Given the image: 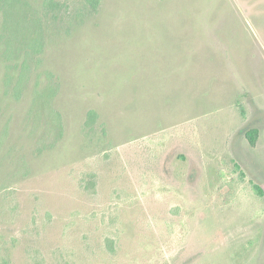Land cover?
Listing matches in <instances>:
<instances>
[{
  "label": "rangeland",
  "instance_id": "374dc122",
  "mask_svg": "<svg viewBox=\"0 0 264 264\" xmlns=\"http://www.w3.org/2000/svg\"><path fill=\"white\" fill-rule=\"evenodd\" d=\"M255 186L264 0H0V264H264Z\"/></svg>",
  "mask_w": 264,
  "mask_h": 264
},
{
  "label": "trees",
  "instance_id": "16d2710c",
  "mask_svg": "<svg viewBox=\"0 0 264 264\" xmlns=\"http://www.w3.org/2000/svg\"><path fill=\"white\" fill-rule=\"evenodd\" d=\"M88 1L92 3L93 8H97L100 0H88ZM246 137H247L250 145H254L256 143V140H257V131L256 130H250V131L246 132ZM254 191L258 196H260V197L264 196V192L262 191V189L260 187L255 186Z\"/></svg>",
  "mask_w": 264,
  "mask_h": 264
}]
</instances>
